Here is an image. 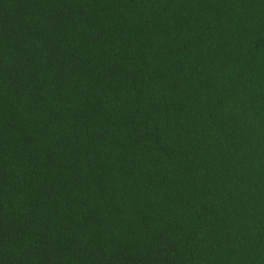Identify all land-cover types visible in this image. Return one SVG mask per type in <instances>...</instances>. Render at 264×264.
<instances>
[{
	"label": "trees",
	"instance_id": "16d2710c",
	"mask_svg": "<svg viewBox=\"0 0 264 264\" xmlns=\"http://www.w3.org/2000/svg\"><path fill=\"white\" fill-rule=\"evenodd\" d=\"M0 264H264V0H0Z\"/></svg>",
	"mask_w": 264,
	"mask_h": 264
}]
</instances>
